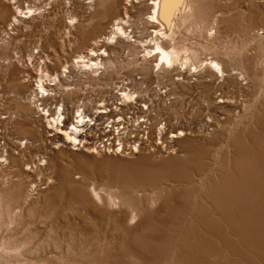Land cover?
Segmentation results:
<instances>
[{"label": "bare ground", "instance_id": "1", "mask_svg": "<svg viewBox=\"0 0 264 264\" xmlns=\"http://www.w3.org/2000/svg\"><path fill=\"white\" fill-rule=\"evenodd\" d=\"M44 1H48V2L45 4ZM53 1L55 2L56 0H53ZM57 1H60V0H57ZM62 2H63V0H62ZM134 3H136V4L138 3L139 5H134ZM63 4H64V6L61 5L63 7H60V8L68 9L74 5L72 8L74 10V7H76L75 8L76 13L74 12L76 15L72 14V11L70 12L71 14L67 13L68 11L67 12L65 11L67 13V15H69V16H68L67 20L65 18V22H63V26H64L63 28L65 30V33H64L65 37H68V36L70 37V35L72 33L74 34V31H76L78 33V37H79L78 40H80L78 42L79 51L75 54V56L72 58V60L70 62H67V64L64 66V68L61 72H56L55 74L52 75V74H49L50 72H48L46 70V68L48 66L46 62H52L54 60V59L52 60V58H53L52 54L51 53L49 54L47 52V49H49V47H51V46L49 45L48 47H45V45H40V43H39L40 46L39 45L37 46V49H39L37 51V54H35L36 52L35 53L30 52L31 54L29 55V60H31L32 63L34 61H37V60L40 61L39 62L40 64H38V66L36 65L37 67H35V68L39 67L38 70H35L38 72L39 75L37 74V76L35 77L36 84H35V87L33 88L32 92L29 93L30 95H24V94H26V93H24V91L28 87H27V85H25L23 83V80H22V82H18L19 78H15V76L13 77V74L11 75V79H9V81L11 80V84H12L11 88H13V92L10 91L12 93V95L10 93L9 94L11 95V97L12 96L15 97L16 100L19 99L24 104L23 106L20 105L21 107L19 106L20 107L19 110H21L20 113H22V111H24L25 113H29L30 110L34 107L33 111H32V113H33L34 109L37 108V110L40 112V113L38 112V115L44 116V117H42L44 122L46 119V122H47V125L45 124L46 128L47 127L48 128L53 127L54 129L57 130L56 134L61 133L63 135L62 137L60 135H59L60 137H55L54 140L52 139L51 143H54L53 149H58V148L61 149V147L69 148L71 145L75 148V150H79L80 148H78L77 146H79V145L81 146V144H82L81 141L85 139L84 136H90L89 133H91L92 135H94L96 137H98L99 135H103V137L111 136V135L115 134V130L119 129V127L122 124L125 125V128H127L128 131H130L133 129V126L131 129L129 126V123L130 122L132 123L135 121L138 122V120L142 117V115L146 114V112L144 110H141L140 108H138V106H135L136 104L126 106L125 108L122 107L120 109L118 107L114 106L115 108L112 107V110H111V109H109L108 104H106L105 101H104V103L101 104L102 107L99 104H98L99 106H96L97 104L95 105L92 103L93 106L91 107L92 110L90 109V111H93V112L88 113L87 108L89 106H88L87 102H85V98H82V101H77L80 103H78V104L75 103V106H73L71 104L72 105L71 107L74 108V110L72 111L73 117H72V121L68 122V116L65 115V113L70 114V113H68L69 112L68 108L65 104L62 103L63 101L60 102V99H57L55 96L53 98V100H54L53 102L57 103L55 106H52V105L48 106L49 105V102H48V104H45V107H48V108L41 107L40 105H42L43 101L40 104L37 103V101H39L40 98L49 97L50 96L49 91H50V93L52 91V89H49L47 87V85H49V86L57 85L58 86V85H60L62 78L65 79V78L70 77L69 76L70 74L68 75V73H70L69 67H72L73 70L77 71L78 73H81V74L82 73H85V74L91 73V74H94L95 76H100L104 70V72L108 74V77L112 78V76L114 75V69H115V67H117V65L119 63H121V65H122V63H125L124 65H127V66L135 65L134 69L137 70V73H135L136 75L135 74L134 75L128 74V77L126 76V78H124V81L128 80V83H130L131 86H134V85L137 86L140 83L138 80L139 78L137 79V75L141 76L140 79L143 82L146 81V82L150 83V85H151L154 81H150V80H154L153 78L155 75H153V74H156L155 72H159L160 74H164V72L165 73L167 72L166 73L167 77L172 81L171 83H173L174 85L175 84L179 85V84L188 83V84H190L189 88H191V87L193 88L196 85L202 86V91L204 92V95H205L204 98L207 99V100H203L205 103V106L207 107V103L208 104L212 103L213 105H216L217 108L222 109L225 116L227 115L226 116L227 121H225V123H224V121L223 122L220 121V119L218 118V116L216 114L215 117L217 116V118H218V119L215 118L216 124L232 123V120L236 119V118L235 119L233 118L234 116L232 117V112L233 111L235 112V110L237 108L236 107L237 104L241 103L240 101L243 98V97L241 98V96H244L242 93H240L241 95H239L238 93L243 92L241 89L243 88V85L247 84V82H245V81H247L248 77H250V76H248L249 74H248L247 69L250 70V68L259 67L257 64L262 57L260 55L264 54L263 53L264 52V45L259 42L260 40L264 39V0H78V1L64 0ZM140 5L142 7H144V9L146 11L145 14L142 13L145 16H143L142 14L141 15L140 14L139 15L133 14V12H135L134 9L135 8L138 9V7ZM53 6H54V3L50 2L49 0H0V18L4 20V24L8 29L14 30V29H17V27L19 25H21L23 23L25 24V21H27V20L34 22L38 17L45 15L44 13H46V12L50 13L49 11H50V9H53ZM141 6H140V9H141ZM54 11H55V9H54ZM54 11H53V13H54ZM137 11L138 10H136V12ZM62 14H64V13H62ZM216 15H217V17H215ZM42 18L43 17H41V19ZM30 21H28V22H30ZM28 22H26V23H28ZM61 24H62V22H61ZM215 24L220 25V27H221V25L223 26V24L226 25L224 27V29H220V31L223 30L222 33L219 31L221 34L224 33L227 36H231L233 34L240 35V37H241L240 43L242 44V41H244V42H247L248 45L247 46L241 45L242 51H240L237 54H234L235 53L234 51L225 50L220 44H216L215 42H213L212 45L207 43L206 45L200 44L199 46H191L187 43V35L188 34L186 35L185 33L188 29H190L191 27L193 28V26H196V28H198V30L200 32L204 33V30H207V29L210 31L216 30ZM36 25H39V24H36ZM25 26H26V24H25ZM85 26H86V28H84ZM199 26H201L202 28L199 29L200 28ZM21 27H22V25H21ZM216 27H219V26H216ZM30 28H33V27H30ZM48 29H49V27H48ZM78 29H79V31H77ZM95 29H101L102 32H100L99 34H96ZM4 30L3 31L1 30V31L3 33H5ZM29 30L30 29H28V31ZM193 30H194V28H193ZM218 30H219V28H218ZM6 31H7V29H6ZM18 31H20V30H18ZM13 32H15V31H13ZM47 32H48V30H47ZM189 32H190V30H189ZM17 33H19V32H17ZM20 34H22V31ZM38 34H41V33L38 32ZM49 34H48V36H49ZM41 35H44L43 32ZM45 35H46V33H45ZM9 36H10V34H9ZM56 36H57V34H56ZM74 36H72V37H74ZM36 37H34L33 39H35ZM59 37L60 36H58V40L60 41ZM203 37H205V36H203ZM55 38L56 37L53 34H51L49 36L48 44H50V42H52V40H55ZM248 38H253V40L251 41V39H248ZM9 39H11V38L9 37ZM234 39H236V38H234ZM12 40H14L13 36H12ZM58 40H56V41H58ZM78 40L76 39V41H78ZM76 41H73V42H76ZM39 42H40V40H39ZM72 44L70 45V43H69V45L68 44L67 45L72 46ZM74 44H76V43H74ZM237 44H238V41H237ZM17 45H18V43H17ZM55 45H57V43ZM55 45H54V48H55ZM29 46H31V45H29ZM75 46L77 47V45H75ZM239 46L240 45H238V47ZM6 47H7V45H6ZM33 47H35V46H33ZM19 48H20V45H19ZM8 49L9 48H7V50ZM27 49H28V47H27ZM31 49H32V47H31ZM238 49L241 50L240 48H238ZM9 50H11V49H9ZM9 50H8L7 58L4 59V61L1 60V62H0L3 65L15 66L14 62H19L21 60V58L26 56V55L22 56V54H24V52H22V51H21L22 52L21 55H19V52H18L19 56L16 55V53H14V52L11 55L9 53ZM63 50H62V52H63ZM50 51H52V49ZM5 52H6V50H5ZM15 52H16V49H15ZM64 53H65V50H64ZM55 54L57 55V53H55ZM67 54H69V53H67ZM58 56H60V55H58ZM66 56H68V55H66ZM27 58H28V55H27ZM59 58H55V59H59ZM24 59H26V57ZM43 59H45V60H43ZM23 61H25V60H23ZM26 62H27V60L25 61V63ZM139 62H141V64L137 67ZM20 63H21V61H20ZM29 63H30V61H29ZM41 63H43V64H41ZM32 65H30V66H32ZM62 65H63V63H62ZM262 66H260V67H262ZM26 67H27V65H26ZM22 68H23V65H22ZM259 68H257V70ZM194 69H195V71H194ZM100 70H102V71H100ZM27 71L28 70L19 71L17 74L21 75V76L24 74L23 76L27 77V79L23 76H22V79L24 78V82L30 84V79H32L34 77L32 75V71H30V69L28 72ZM49 71H51V70H49ZM250 71H249V73H252ZM254 72L256 73V71H254ZM258 72H259V70H258ZM85 74H84V76H85ZM166 75H165V77H166ZM71 76H73V75L71 74ZM156 76H158V75L156 74ZM160 76H159V78H160ZM89 77H91V76L89 75ZM194 77L196 78L195 82H191ZM253 78H254V75H253ZM33 81L34 80H32V82ZM80 81H81V79H80ZM6 82H7V80H6ZM21 85H25V87H22ZM61 85H62V83H61ZM30 86H32V84H30ZM65 86L67 87V85H65ZM62 88H64V87H62ZM62 88L60 87V89H62ZM245 88L247 90L248 87L245 86ZM174 89H175V87H174ZM200 89H201V87H200ZM170 90H172V89H170ZM198 90H199V88H198ZM178 91L180 92V90H178ZM251 91H252V89H251ZM130 92H128V93L124 92L123 95L122 94L121 95L123 96V98H131L132 96L130 95ZM191 92H194V91H191ZM200 92H201V90H200ZM218 93H220V94L218 95ZM245 93L246 92H244V94ZM1 94L3 95V93H1ZM184 94H186V93H184ZM196 94H198V93H196ZM5 95L6 94L4 93V96ZM52 95H54V94L52 93ZM7 96H9V95L7 94ZM249 97L251 98V96H249ZM201 98H203V97H201ZM250 98H249V100H250ZM245 99L242 101L244 102ZM1 100L2 99H0V101ZM44 100H46V99H44ZM203 101H202V103H203ZM140 102L143 103L144 100H140ZM178 103H180V102H178ZM189 103H190V101H189ZM191 103H193V102H191ZM195 103H196V101H195ZM197 104H199V103H197ZM120 105H123V104H120ZM247 105H249V104H247ZM65 106H66V108H65ZM190 106H192V105H190ZM195 106H199V105L195 104ZM3 107H6V106H3ZM185 107H187V106H185ZM52 108L54 110H51ZM75 108H76V110H75ZM187 108H189V107H187ZM209 110H211V109H209ZM1 111H2V109H1ZM27 111H29V112H27ZM131 111H136V112H131ZM203 111L204 110L202 109V112ZM11 112H10V114H11ZM202 112H200V113H202ZM212 112H214V111H212ZM209 113H210V111H209ZM220 113H222V112H220ZM17 114H19V113H17ZM35 114H36V112H35ZM188 114L190 115V113H188ZM205 114H207V112ZM211 114L213 115V113H211ZM237 114L238 115H236V116H239V113H237ZM194 115H192L191 117H194ZM240 115H241V113H240ZM149 116H150V114H149ZM180 117H181V114H180ZM204 117H206V116H204ZM210 117H211V115H210ZM16 118L18 119V117H16ZM231 118H233V119H231ZM14 119H15V117L13 118L12 115L10 116V118L8 120L6 118H3V119L0 118V125H1L0 126V151H1L0 152V158H1L0 171H2V170L5 171L6 168L8 169L7 173L0 175V235H1V239H0V264H59L60 262H61L60 264H101L102 260H106V262L103 261V263L105 262L106 264H132L134 262L136 264H158L160 262L158 260V258L162 259L161 252L164 251L162 248L165 249L166 248L165 246H167L166 244H165V246L163 244L165 242H167V243L170 242V240L174 239V238L179 239L180 235L177 232H179L178 230H180L181 225L179 226L180 228H177V226H178L177 220L174 217H175V214L180 215L179 211L177 213V210L178 209L184 210L182 205L185 204V206H186L187 205L186 203H183L178 208L176 206V202L174 201V199L172 197L166 195L168 192L167 190H166L167 192L165 191L166 192L165 195H163V193H162L163 190L161 189L162 191H160L159 188H157L159 190H156V189L153 190L152 189V191H146V192L143 190L142 191L143 193L141 194L142 189L141 190L135 189L136 186H133L131 184L124 185L123 189L120 192L114 193V192H110V191L107 192V190H106V192L103 193V192L98 190L99 188L97 189V187L93 186L92 184H89V182L80 180L79 176L76 177V175L73 174L70 171V169L68 170V169L61 167V168L57 169V171H56L57 172L56 179L54 180L52 177H49V179L47 181V185H48L47 187H49V185L51 187V184H53V183L55 184V182H57V185L53 187V192L50 195L46 196L47 197L45 199V200H47V202H45L46 204L44 203L45 204L44 206L38 207V205H36V203H38V202L35 203L32 201V199L34 197L33 193L36 192V189L38 186L36 184H33V185L29 186L30 190L26 191V189L24 188L23 184L20 181L21 179L18 180V182H16L17 178L15 179L13 172L9 173V171L11 172L10 167H12L11 164H12V161L14 159L13 157L15 156L14 154L19 155V151H17V150H16L17 151L16 153H13L14 152L12 149L13 145L17 144L16 146H18L20 149L23 150V149L27 148L28 145L30 146V144L32 143V142H30L31 140L29 141V140H26L23 138H22V140L18 139V141H17V138L15 137L17 129H15V127H14V125H16L15 123H13ZM192 120H193V118H192ZM200 120H202V119H200ZM262 120L264 121V119H262ZM262 120L260 119L259 121H262ZM5 121H7L6 125L4 123ZM212 122H214V120ZM191 123H192V121H191ZM201 123H203V122H201ZM207 123L205 125H207ZM209 123H211L210 120H209ZM11 124H12V126H11ZM40 124L43 125V123H40ZM152 124H153V122H152ZM211 124H213V123H211ZM211 124H210V129H211ZM4 125H5V127H4ZM139 125L140 124H138V126ZM184 125H185V123H184ZM234 125H235V123H234ZM207 126H209V125H207ZM207 126H205V128ZM227 126H228V124H227ZM35 127H37V126H35ZM86 127H90L89 129H87L88 134H84ZM181 127L182 126H180V124H179L177 127H172V126H170L168 128L166 127L163 131L160 129L161 130L160 135L161 136H167V137L172 135L174 141H175V139H182V137H185V135H187L185 133V131L187 129L183 130V129H181ZM29 128L30 127H28V124L26 123V124L19 126L18 130L23 133L24 131H26V132L30 131ZM218 128H221V127H219V125H218ZM218 128L215 126L214 129L216 130ZM226 128L227 127L225 126V129ZM261 128L264 129V127H261ZM154 129L155 128H153V127L151 128L152 137L155 135ZM134 130H137V128ZM45 131H47V129H45ZM195 133H197V132H195ZM122 134H123V132H122ZM126 134H127V132H126ZM197 134H200V133H197ZM225 134H226V132H225ZM248 134L249 133L247 132V135ZM260 134L261 133H259V135ZM262 134H264V133H262ZM262 134H261V136H262ZM219 135H221V134H219ZM256 135H258V134H256ZM120 136H122V135H120ZM123 136H126V135L124 134ZM224 137L225 136H223V138ZM253 137L247 136L246 138H247V140L250 139L253 142L254 141V139H252ZM227 138L229 139V137H227ZM259 138H260V136H259ZM61 139H63L65 142L62 143ZM261 139H263V138H261ZM233 140H235V139H233ZM130 142H131V144H133L134 140H131ZM184 142H185V140H184ZM190 143L191 142H185L186 145L188 144V148H186L187 153H185V154H187L189 156V160H190V157L194 158V156H198V157L204 156V154L208 150V149H206V146L204 147L206 150H204L203 148L200 149V146H199V149L194 147L197 145L198 142L196 143V145H194V143L193 144H190ZM254 143L257 146L258 142L254 141ZM146 144L147 143H143V146L146 147L147 146ZM233 145H234V143H233ZM258 145L260 146V144H258ZM120 146H122V145H120ZM241 146H242V144H241ZM83 147H85V145ZM249 147H247V148L249 149ZM53 149L51 148V150H53ZM89 149H91V148H88V150ZM233 149H234V147H233ZM260 152H263V151L260 150ZM240 154L242 157H244L245 154H247L248 156L251 155V153L248 154L247 152L246 153L242 152V148H241ZM254 157H255V155H254ZM254 157H253V159H254ZM257 157H258V155H256V158ZM202 158L200 159L201 161H202ZM236 158H238V157H235V160L237 161L238 159H236ZM239 159H241V158H239ZM249 160H251V159H249ZM37 161H38V163H36V164H34V163L33 164L31 163V165L29 164L26 169L29 171V170H33L34 167L35 168H39L38 166L45 167L49 164V160H47L46 156H39ZM198 161L199 160H197L196 162H198ZM244 161L246 162V159L243 160V162ZM253 161H255V160H253ZM247 163H249V162H247ZM257 163H258V165H260L259 161ZM181 164L183 165L184 163H181ZM194 164H196V163H194ZM187 165H189V162L187 163ZM204 165L205 164H203V166ZM206 165H207V163H206ZM236 165H239V163ZM250 165L252 166V164H250ZM191 166L192 165H190V167ZM241 166H244V164ZM248 166H249V164H248ZM248 166L246 167V165H245L244 167H246V169H247ZM256 166L257 165H255V168H256ZM194 167L196 168V167H198V165L194 166ZM51 168H53V167H51ZM185 168H187V166ZM199 168H200V166H199ZM237 168H236V170H237ZM240 168H242V167H240ZM255 168H254V171H255ZM263 168H264V166H263ZM251 169H253V167L250 168V170ZM190 170H191V168H190ZM205 170H206V168H205ZM200 171H202V170H200ZM200 171H198V172H200ZM189 172H187V174ZM226 172L228 173L229 171H226ZM237 172H239V171H237ZM243 172L244 171H242V173ZM246 172L248 173V170H246ZM222 173H223V171H222ZM247 173H246V175H248ZM258 173H256V174H258ZM182 174L183 173H181V175ZM256 174H254V175L256 176ZM224 176H222V177H224ZM242 176H241V178H242ZM260 176H262V175H260ZM12 177L14 178V180L12 179ZM189 177H190V174H189ZM227 177H228V175H227ZM230 177H232V175ZM248 177H251V176H248ZM258 178H259V175H258ZM262 178H260V179H262ZM224 179H222V180H224ZM233 179H236V178L233 177ZM188 180H189V178L187 179V181ZM225 180H227V179H225ZM239 180H240V178H239ZM239 180L236 179V181L234 183H236ZM241 180L243 181V179H241ZM249 180H253V179H249ZM217 181H219V180H217ZM227 181H229V180H227ZM227 181H225V182H227ZM230 182L231 181H229V185H230ZM246 182H249V181L247 180ZM242 183H245V182H242ZM242 183L240 182V184H242ZM223 184H225V183H223ZM255 184L260 185V183H257V181ZM214 186H215L214 189L217 188L216 185H214ZM4 187H6V188H4ZM258 187H260V186H258ZM239 188H241V186ZM260 188H263V187L261 186ZM163 189H165V188H163ZM211 189H212V187H211ZM220 190H222V189H220ZM234 190H236V189H234ZM240 190H237V191H240ZM212 191H215V190H212ZM237 191H235L236 194H237ZM256 191H259V190H256ZM260 191L262 192V190H260ZM216 192H217V190H216ZM230 192L232 193V191H230ZM250 192H251L250 194L253 193L252 191H250ZM217 193H220V191H218ZM257 193H256V195H257ZM221 194H223V192ZM225 194H227V196H228L229 192L225 193ZM258 194H261V193H258ZM216 195H218V194H216ZM188 196H189V194H188ZM184 197L185 196H182L181 199ZM214 197L215 196L213 195V197L211 199L214 200L213 199ZM186 198H188L187 194H186ZM186 198H184V199H186ZM217 198L219 200V197H217ZM217 198L215 197V199H217ZM224 198H222V199H224ZM229 198L231 199V197H229ZM254 198H255V196H254ZM184 199H182L181 201L184 202ZM188 199H190V198H188ZM208 199L209 198H207V200ZM211 199H209V200H211ZM222 199H220V200L222 201ZM226 199H227V197H226ZM232 199L234 200L233 196H232ZM180 200H179V202H180ZM233 200L229 201V199H228L229 202H227V203L229 204L231 202L230 204H232ZM221 201H219V202L221 203ZM223 201H227V200L224 199ZM210 203L213 204V202H210ZM223 203H225V202H223ZM223 203H222V205H224ZM236 203H237V201H236ZM238 203H239V201H238ZM157 204H158V207H159V204H161L160 205L161 206L160 207L161 212L160 211L156 212L159 209H156V211L153 209V207H156ZM215 204H217V207H218V202L217 203L215 202ZM226 204H225V206L227 207ZM252 204H253V202H252ZM232 205L234 206V203ZM242 205H241V207H243ZM244 205H245V203H244ZM195 206H196V202H195ZM235 206H237V205H235ZM238 206H240V205H238ZM253 206H254V204H253ZM220 207H221V205H220ZM229 207H231V206L229 205ZM234 207L232 209H234ZM244 207H243V209H247L246 207L245 208ZM249 207H251V205ZM260 207H261V205H260ZM188 208H186L185 210H190V209L193 210L192 208H190V209H188ZM204 209H205V207H204ZM204 209H203V212H204ZM217 209H219V208H217ZM220 209L218 210L219 212L221 211ZM222 209H225V208H222ZM230 209H228V210H230ZM255 209H256V207H255ZM241 210H240V212H241ZM259 210L261 211L262 209L259 208L258 211ZM196 211H200V209L199 210L196 209ZM226 211H227V208H226ZM246 211H245L246 213L243 212L244 215L249 213L248 209ZM262 211H264V210H262ZM182 212L183 211H181V213ZM206 212H208V211H206ZM206 212H205V214H206ZM240 212H238V214ZM194 213L192 215H194ZM226 213H229V212H225V214ZM231 213L232 212H230L228 215H230ZM234 213H236V212H234ZM243 213H241L242 215L239 214L240 217L243 216ZM252 213H253V211H252ZM184 214H185V211H184ZM223 214H224V212H223ZM225 214H224V216L227 215V214L226 215ZM236 214H235V216H236ZM257 214H258V212H257ZM257 214H255V215L257 216ZM262 214H263V212H262ZM217 215H219V214H217ZM220 215L218 216V218L220 217L218 220H220L222 217ZM228 215L226 217L231 218V215L230 216H228ZM252 215H250V216H252ZM203 216H205V218L209 217L207 215H203ZM203 216H202V219L204 218ZM235 216L233 217V219L235 218ZM238 216H236V217H238ZM246 216H248V214ZM192 217H193V220H195L197 218V217L195 218L194 216H192ZM186 218H188V216ZM205 218L203 220L207 221L208 219L206 220ZM246 218H250V217H246ZM257 218L258 217H256L254 220H256ZM169 219H170V221L172 220L171 221L172 226H169L171 228V230L164 228V227H167L169 225V223H170L168 221ZM202 219H201V221H202ZM213 219H210V220H213ZM191 220H192V218H191ZM191 220L189 221L190 224H188L185 231H184V229L182 230V228H181V230L183 232H179V233H182V235L184 234V236H183L184 239H186L187 237L191 238V241L194 244L198 245V248L200 250L201 255H199V253H197V256H202L204 248L208 249L210 247V249H209V252H210V250L212 249L211 246L215 243L213 242V244H212V242H209L210 239H208V241H205L202 237H200L199 233H197L198 229L195 230L194 224H196V223L194 222V224H193L191 222ZM197 220H199V219H197ZM231 220H232V218H231ZM231 220H229L228 223H232V222L234 223V221L231 222ZM245 220L246 219H244V221ZM181 221H182V217H181ZM214 221H215V219H214ZM241 221H242V218H241ZM261 221H262V219H261ZM261 221H259V223H261ZM218 222L217 223L214 222V223L218 224ZM254 222H256V221H254ZM182 223L183 222H181V224ZM210 223L212 224V222H210ZM214 223H213V225H214ZM241 223L242 222H240V223L238 222L239 225ZM245 223H246V221H245ZM250 223H252V222H250ZM234 224H236V223H234ZM242 224L244 226V223H242ZM201 225L203 226L205 224H201ZM221 225H223V224H221ZM173 226H175V227H173ZM197 226H198V223H197ZM207 226H206V228H207ZM256 226H257V224H256ZM259 226L256 227L257 230H258V228L262 227V226L261 227H259ZM232 227H233V224H232ZM247 227H250V224H249V226L247 225ZM221 228L222 227H220L219 229L217 228V230L219 231ZM241 228L243 229V227H241ZM245 228H244V230L246 231ZM251 228L249 230H251ZM204 229H205V227H204ZM212 229L213 228L208 230V228H207L206 231L207 230L211 231ZM234 229H235V227H234ZM217 230H216V232H217ZM238 230H239V228H238ZM257 230H255V231L257 232ZM174 231L179 236L177 234H175ZM224 231H225V228H224ZM245 231H244V233H246ZM261 231L263 232L264 230L262 229ZM205 232H202V234ZM212 232L214 233V231H212ZM242 233H243V231H242ZM219 234H220V231H219ZM231 234H232V232H231ZM234 234L236 235V233H234ZM256 234L254 235L253 239L259 245L260 240L263 238L264 235L262 234L263 236L261 235L262 236V238H261L260 235H258V234L256 235ZM200 235H201V233H200ZM212 237H214V236H212ZM238 237L240 238V236H238ZM247 237H249V236H247ZM241 238H244V236L243 237L241 236ZM246 238L243 239V242H244V240L248 239V238L247 239ZM213 239H211V240H213ZM222 240H223V237H222ZM238 240L239 239L237 238V241ZM263 240H261V241H263ZM176 241L178 242V244L180 243L179 242L180 240L179 241L176 240ZM183 241L186 242L185 240H182V243H183ZM215 241H216V239H215ZM218 241H216V242H218ZM207 242L209 244H211V246H208ZM251 242H253V240H251ZM161 243H163L162 244L163 247H161V245H160ZM170 243H172V242H170ZM182 243L179 245L180 248L177 247L178 248L177 249L178 255L180 256V258L182 257L181 260L183 258H188V260L190 261L192 259V257L194 256V253L191 252L190 250H187L184 248L187 245H185L184 247H181ZM244 243H246V242H244ZM172 244H174V243H172ZM186 244H188V243H186ZM194 244H193V246H194ZM229 244H231V243H229ZM251 244L252 243H250V246L252 248L253 245H251ZM183 245H184V243H183ZM221 245H223V244H221ZM254 245H256V244H254ZM263 245L264 244L262 243V247H263ZM218 246H220V244ZM171 247L173 249V246H171ZM256 247H257V245H256ZM169 248L170 247H168L166 249H169ZM175 248H176V246H175ZM213 248H214V245H213ZM222 248H223V246H222ZM224 248H223V250H224ZM253 248H255V247H253ZM219 250H220V248H219ZM219 250L217 249V246H216V249H212L210 254H208V255L212 256L211 253H213V255H215V253H218ZM229 250L231 252V249H229ZM255 250L259 251L257 248ZM255 250H252V252H254ZM168 251H167V254L169 253ZM170 251H172V250L170 249ZM234 251H236V250L234 249ZM164 252H166V251H164ZM197 252H198V250H197ZM204 252H206V250ZM227 252H228V250H227ZM227 252H226V254L228 255ZM172 253H174V252H172ZM206 253H204V254H206ZM240 253H241V250H240ZM257 253H259V252H257ZM261 253H263V252H261ZM49 254H52V255L55 254V257L57 254L60 259H63V262H62V260H58V261H60L59 263H52V262L46 260V255H49ZM167 254H165L164 256H167ZM223 254H224V252H223ZM171 255L173 256V254H171ZM171 255H170V257H172ZM164 256H163V259H165ZM220 256H222V255H220ZM167 257H169V255ZM218 257L219 256H216L215 260L220 259ZM59 258L57 257V259H59ZM172 258H174V257H172ZM222 258L224 260V257H222ZM168 259L165 261H162V262H164V264H166V261H167V264H168L169 263ZM244 259H246V258H244ZM201 260H202V258H201ZM201 260L199 261V259L198 260L194 259V260H192L193 262L192 263L190 262V263L191 264H203L204 261L202 260L203 262H201ZM223 260H221V261H223ZM248 260H245V262ZM54 261H56V260H54ZM99 261H101V262L98 263ZM208 261H213V260H208ZM182 262H184V261H182ZM175 263H176V261H175ZM205 263H206V261H205ZM209 263H211V262H209ZM226 263L228 264V260ZM250 263H251V260H250ZM185 264H186V262H185ZM214 264H215V262H214ZM219 264H222V263H219Z\"/></svg>", "mask_w": 264, "mask_h": 264}, {"label": "rangeland", "instance_id": "2", "mask_svg": "<svg viewBox=\"0 0 264 264\" xmlns=\"http://www.w3.org/2000/svg\"><path fill=\"white\" fill-rule=\"evenodd\" d=\"M50 2H53L54 3V6H53V9H50V13H48V12H46V13H44L45 15H43V16H41V17H43L42 19H41V17H38L34 22H32V21H30V20H27V21H25V24H26V26H25V24L23 23V24H21L22 25V27H21V25H19L18 27H17V29H14V30H11V29H8L6 26H5V24H4V20L3 19H1L0 18V29L3 31L4 29V32L6 33H3L1 30H0V62H1V60L2 61H4V59H6L7 58V54H8V50L9 49H11V50H9V53L12 55L13 54V52L14 53H16V55H18V52H19V55H21L22 54V52H24V54H22V56H24V55H26V56H24L23 58H21V63H20V61L19 62H14V65L15 66H10V65H3L2 63H0V99H2L1 101H0V110L2 109V111L3 112H5V113H8L10 116L12 115V117L14 118L15 117V119H14V122L13 123H15L16 125H14V127H15V129H17L16 130V134H15V137L17 138V141H18V139H20V140H22V138L23 139H26V140H31L30 142H32L31 144L33 145H31L30 144V146L28 145V147L27 148H25V149H20L18 146H16L17 144H15V145H13V147H12V149H13V153H16L17 151H19V155H17V154H14L15 156L13 157L14 159H13V161H12V164H11V166L12 167H10V170H11V172L9 171V173H12L13 172V175H14V177H15V179H16V182H18V180H20L21 181V183L23 184V186H24V188L26 189V191H28V190H30V187L29 186H31V185H33V184H36L38 187H37V189H36V192H34L33 193V199H32V201L33 202H38V203H36V205H38V207H42V206H44L46 203L45 202H47V200H45L47 197L46 196H48V195H50L52 192H53V187L54 186H56L57 185V182H55V184L53 183V184H51V187H50V185H49V187H47L48 185H47V181H48V179H49V177H52L54 180L56 179V175H57V169H59V168H65V169H70V171L73 173V174H75L76 175V177L77 176H79V179L80 180H82V181H87V182H89V184H92L93 186H95V187H97V189L99 190V191H101V192H103V193H105L106 192V190H107V192L108 191H110V192H114V193H116V192H120L122 189H123V186L124 185H128V184H131V185H133V186H136L135 187V189H139V190H141V194L143 193L142 191L144 190L145 192L146 191H152V189L154 190V189H156V190H159L160 189V191H162V193H163V195H165L166 194V192H167V194L166 195H168V196H170V197H172L173 199H174V201L176 202V206L179 208L180 207V205H182L183 203H186L187 205L185 206V204H183L182 206H183V208H184V210H180V209H178L177 210V213H178V211H179V214L180 215H178V214H175V219L177 220V228H180L179 226L181 225V228H182V230L184 229V231H185V229H186V227L188 226V224H190V220H191V218H192V220H191V222L194 224V222L196 223V224H194L195 225V230L196 229H198V232L197 233H199V236L200 237H202L205 241H208V239H210V241L209 242H212V244H213V242L215 243V244H213L214 245V248H213V245L211 246V244H209L208 242V246H211V248L212 249H216V246H217V249L219 250V248H220V250H219V252L218 253H215V255L216 256H219L218 258H220V259H217V260H215V258H216V256L215 255H213V253H211L212 254V256L210 255H208V254H210V252H211V250H210V252H209V249H210V247L208 248V249H205L204 248V251L206 250V252H204L203 251V254H202V256H197V253H199V255H201V253H200V250H199V248H198V245H196V244H194L192 241H191V238H186V239H184V234L182 235V233H179V232H183L182 230H181V228H180V230H178L179 232H177V233H175V231H174V233L175 234H177L178 236H179V239L177 238V239H171L170 240V242H172V243H174V244H172V243H170V242H165L164 244L163 243H161L160 245H161V247H163V245L165 246V244L168 246V247H170L169 249H166V248H168L167 246H165L166 248V250L164 249V248H162L164 251H166V252H161V256H162V259H163V256L165 255V254H167V251L169 252L168 254H167V256L169 255V257H167V256H164V258L165 259H160V258H158V260L160 261H158L157 263L158 264H164V262H162V261H165V260H167L168 258V262L171 264H185V262H186V264H191L193 261L192 260H194V259H199V261L201 260V258H202V260L204 261H202L201 260V262H203V264H214V262H215V264H219V263H222V264H227L226 262H227V260H228V264H264V245H263V247H262V243L264 244V231L262 232L261 230L263 229L264 230V211H262V210H264L263 208H264V168H263V166H264V134H262V133H264V129L263 128H261V127H264V121L262 120V119H264L263 117H264V54H262V55H260V56H262L261 57V59H260V61L258 62V66L260 67V66H262V67H257V68H259L258 70H259V72H258V70H257V68L256 67H253V68H250V70L249 69H247L248 70V76H250V77H248V79H247V81H245V82H247V84L246 85H243V88L241 89L243 92H239L238 94L239 95H241L240 93H242L244 96H241V103H239V104H237V108H236V110H235V112L233 113L232 112V117L235 119V120H232V123H227L228 124V126H227V124H224L225 123V121H227L226 120V116H225V114L223 113V110L222 109H220V108H217L216 107V105H213L212 103V105L209 103H207V107L205 106V103H204V101L203 100H207L206 98H204L205 97V95H204V92L202 91V86L201 85H196L195 87H191V88H189L190 86V84H188V83H185V84H179V85H174L173 83H171L172 81L167 77V75H166V73L164 72V74L166 75V77H165V75L164 74H160L159 72H155L158 76H156V74H153V75H155L154 76V80H150V81H154L151 85H150V83H148V82H143L140 78H141V76H138L137 75V79L139 80V84L136 86V85H134V86H131V84L130 83H128V80H126L125 81V83H120V82H122V80L121 79H124V78H126V76L128 77V74L129 75H134L135 73H137V70L136 69H134V66L135 65H131V66H127V65H124L125 63H122V65H121V63H119L118 65H117V67H115V69H114V75L112 76V78H109L108 77V74L107 73H105L104 72V70H103V73L100 75V76H95L94 74H91V73H78L77 71H75V70H73V68L72 67H69V70H70V73H68V75L70 76V77H68V78H62L61 79V83H62V85H61V83H60V85H54V86H49V85H47V87L49 88V89H52V91H51V93H50V91H49V94H50V96L49 97H45V98H40L39 99V101H37V103H42V101H43V103H42V105H40L41 107H45V104H48V102H49V105L48 106H50V105H52V106H55L57 103L56 102H53L54 100H53V98H54V96L57 98V99H60V102H62L63 104H65L66 106H67V108H68V113H70V114H66L65 113V115L66 116H68V122H71L72 121V117H73V110H74V108L73 107H71L72 105L73 106H75V103H80V102H77V101H82V98H85V102H87V104H88V108H87V110H88V113L89 112H93V111H90V109H91V107L93 106V104H97L96 106H101L102 107V103H104V101H105V103L106 104H108V107H109V109H111L112 110V107H118L119 109L120 108H122V106L124 105V108L126 107V106H130V105H134V104H136L137 102L138 103H141L140 102V100H144V102L142 103V104H146V109L148 110V112H149V114H150V116H149V122H153V124L152 125H154V130H155V135L152 137L153 138V140H157V134H156V130H158V128H159V124H160V122L161 121H163V120H165L167 123H166V127L168 128V127H170V126H172V127H177L179 124H180V126H182L181 127V129H183V130H186L185 131V133L187 134V135H185V137H182V139H175V141L173 140V137H172V135H170V136H161L160 135V133H161V130L163 131L165 128L163 127V128H161V130L159 129L158 131H159V133H158V139H160V140H162L163 141V143L165 144L166 143V146H161V145H157V144H154L153 146H154V149H148V150H145V149H143L144 148V146L143 147H140V149H135V150H131V151H129L128 153H126L125 151H123V152H120V151H116V152H110V153H108V152H100V151H98V150H96V149H93L92 148V145L90 146V145H88V146H85V147H79V146H77L78 148H80L79 150H75V148L73 147V146H71L70 145V147L69 148H67V147H61V149L60 148H58V149H53V146H54V143H51V141H52V138H50L49 136H48V133L45 131V129H47L46 128V125L45 124H47V122H46V119H45V122H44V120H43V118L42 117H44V116H39L38 115V110H37V108H35L34 109V112L32 113V111H33V108L30 110V112L29 111H27V112H29V113H25L24 111H22V113H20L21 112V110H19L20 109V105H24L19 99H17L16 100V98L15 97H11V95H12V93L10 92V91H12L13 92V88H11L12 87V84H11V80L9 81V79H11V75L13 74V77L15 76V78H19V81L18 82H22V80H23V83L25 84V85H27V87L28 88H26V90L24 91V93H26V94H24V95H30L29 93L30 92H32V90H33V88L35 87V84H36V82H35V77L37 76V74H38V72L37 71H35V70H38L39 69V67L38 68H35V67H37L38 66V64H40L39 62L40 61H34L33 63H32V61L31 60H29V55L31 54L30 52H33V53H35V54H37V51L39 50V49H37V46L39 45V43H40V45H45V47H48L49 45L51 46V47H49V49L51 50L52 49V51H50L49 49H47V52L50 54H52V62H46L47 63V68H46V70L48 71V72H50L49 74H55L56 72H61L62 70H63V68H64V66L67 64V62H70L71 60H72V58L75 56V54L79 51V46H78V42L80 41V40H78L79 39V37H78V33L76 32V31H74V34L72 33L71 35H70V37L68 36V37H65V30H64V26H63V22H65V18H66V20L68 19V16L69 15H67V13H69V14H71L70 12L72 11V14H75L76 13V7H74V10L72 9L73 8V6L71 7V8H68V9H64V8H60V7H63L64 6V4H63V2H64V0H63V2H62V0H60V1H53V0H49ZM75 1H78V0H75ZM48 1H44V3L46 4ZM56 5V6H55ZM61 5H63V6H61ZM134 5H139L138 3L136 4V3H134ZM141 6V5H140ZM140 6L138 7V9L137 8H135L134 9V11L135 12H133V14L134 15H141L142 13L143 14H145V9H144V7H142L141 6V9H140ZM57 8V9H56ZM59 8V9H58ZM54 9H55V11H54ZM63 10V11H62ZM136 10H138L137 12H136ZM53 11H54V13H53ZM67 13H66V12ZM58 12V13H57ZM75 12V13H74ZM62 13H64V14H62ZM48 14V15H47ZM56 14V15H55ZM142 14V15H143ZM59 15V16H58ZM66 15V16H65ZM76 15V14H75ZM58 16V17H57ZM143 16H145V15H143ZM215 17H217V15L215 16ZM214 18V17H213ZM40 19V20H39ZM64 19V20H63ZM38 20V21H37ZM3 21V22H2ZM28 21H30V22H28ZM57 21V22H56ZM26 22H28V23H26ZM32 22V23H31ZM39 22V23H38ZM61 22H62V24H61ZM44 23V24H43ZM51 23V24H50ZM2 24V25H1ZM30 26H29V25ZM32 24V25H31ZM36 24H39V25H36ZM50 24V25H49ZM87 24V23H86ZM46 25V26H45ZM48 25V26H47ZM42 26V27H41ZM216 26H219V27H216ZM226 25H224L223 24V26L221 25V27H220V25H217V24H215V29L216 30H212V31H210V30H204V33H202V32H200L199 30H198V28H196V26H193V28H194V30H193V28L191 27L190 29H188L187 31H186V35H187V43L189 44V45H191V46H199L200 44H202V45H206L207 43H209V44H211L212 45V43L213 42H215L216 44H220L225 50H228V51H234L235 53L234 54H237V53H239L240 51H242V46L244 45V46H247L248 44H247V42H244V41H242V44L240 43V35H237V34H233V35H231V36H227V35H225L224 33L223 34H221L222 32H223V30L222 31H220V29H224V27H225ZM30 27H33V28H30ZM38 27V28H37ZM48 27H49V29H48ZM200 28L199 29H201L202 27L201 26H199ZM20 28V29H19ZM25 28V29H24ZM35 28V29H34ZM84 28H86V26L84 27ZM218 28H219V30H218ZM6 29H7V31H6ZM28 29H30L29 31H28ZM37 29V30H36ZM48 30V32H47V30ZM66 29V28H65ZM10 30V31H9ZM18 30H20V31H18ZM32 30V31H31ZM189 30H190V32H189ZM9 31V32H8ZM13 31H15V32H13ZM21 31H22V34H20L21 33ZM34 31V32H33ZM77 31H79V29L77 30ZM194 31V32H193ZM214 31V32H213ZM221 33H220V32ZM2 32V33H1ZM17 32H19V33H17ZM38 32L39 33H41L42 34V32H43V34L44 35H41V34H38ZM57 32V33H56ZM100 32H102V30L101 29H95V33L96 34H99ZM13 33V34H12ZM24 33V34H23ZM28 33V34H27ZM35 35H34V34ZM45 33H46V35H45ZM50 33V34H49ZM62 33V34H61ZM9 34H10V36H9ZM15 34V35H14ZM17 34V35H16ZM19 34V35H18ZM48 34H49V36L51 35V34H53L56 38H55V40H52V42H50V44H48V42H49V36H48ZM56 34H57V36H56ZM202 34V35H201ZM206 34V35H205ZM7 35V36H6ZM34 35V36H33ZM41 35V36H40ZM64 35V36H63ZM75 35V36H74ZM223 35V36H222ZM12 36H13V39L14 40H12ZM37 36V37H36ZM58 36H60L59 38H60V41L58 40ZM72 36H74V37H72ZM203 36H205V37H203ZM8 37V38H7ZM9 37L11 38V39H9ZM34 37H36L35 39H33ZM78 37V38H77ZM228 37V38H227ZM230 37V38H229ZM30 38V39H29ZM78 40V41H76V39ZM222 38V39H221ZM234 38H236V39H234ZM29 39V40H28ZM42 39V40H41ZM62 39V40H61ZM71 39V40H70ZM248 39H251V41L253 40V38H248ZM247 39V40H248ZM16 40V41H15ZM32 40V41H31ZM39 40H40V42H39ZM44 40V41H43ZM56 40H58V41H56ZM242 40V39H241ZM264 39H262V40H260L259 42L261 43V44H263L264 45V41H263ZM63 43H62V42ZM73 41H76V42H73ZM237 41H238V44H237ZM30 44H29V43ZM57 43V45H55L56 43ZM258 42V41H257ZM258 42V43H259ZM10 43V44H9ZM12 43V44H11ZM17 43H18V45H17ZM38 43V44H37ZM59 43V44H58ZM66 43V44H65ZM69 43H70V45L72 44V46H68L69 45ZM74 43H76V44H74ZM246 43V44H245ZM259 43V44H260ZM68 44V45H67ZM6 45H7V47H6ZM9 45V46H8ZM16 47H15V46ZM19 45H20V48H19ZM25 45V46H24ZM29 45H31V46H29ZM39 45V46H40ZM54 45H55V48H54ZM75 45H77V47L75 46ZM238 45H240L239 47H238ZM242 45V46H241ZM24 46V47H23ZM33 46H35V47H33ZM53 46V47H52ZM66 46V47H65ZM68 46V47H67ZM5 47V48H4ZM26 47V48H25ZM27 47H28V49H27ZM30 47V48H29ZM31 47H32V49H31ZM7 48H9L8 50H7ZM13 48V49H12ZM65 50V53L67 52V53H69V54H65L64 53V50ZM73 48V49H72ZM222 48V49H223ZM233 48V49H232ZM235 48V49H234ZM238 48H240L241 50H239ZM15 49H16V52H15ZM18 49V50H17ZM22 49V50H21ZM36 49V50H35ZM5 50H6V52H5ZM20 50V51H19ZM62 50H63V52H62ZM22 51V52H21ZM54 52V53H53ZM6 53V54H5ZM55 53H57V55L55 54ZM59 53V54H58ZM264 53V52H263ZM71 54V55H70ZM4 55V56H3ZM6 55V56H5ZM18 55V56H19ZM27 55H28V58H27ZM58 55H60V56H58ZM66 55H68V56H66ZM70 55V56H69ZM58 56V57H57ZM4 57V58H3ZM26 57V59H24ZM60 57V58H59ZM69 57V58H68ZM55 58H59V59H55ZM63 58V59H62ZM23 60H27V64L25 63V61H23ZM43 60H45V59H43ZM62 60V61H61ZM29 61H30V63H29ZM37 62V63H36ZM142 62V61H141ZM141 62H139V64L137 65V67L141 64ZM16 63V64H15ZM18 63V64H17ZM53 63V64H52ZM55 63V64H54ZM62 63H63V65H62ZM260 63V64H259ZM33 64V65H32ZM41 64H43V63H41ZM262 64V65H261ZM20 65V66H19ZM22 65H23V68H22ZM26 65H27V67H26ZM30 65H32V66H30ZM37 65V66H36ZM25 66V67H24ZM30 67V68H29ZM8 68V69H7ZM256 68V69H255ZM29 69H30V71H32V75H33V77L34 78H32V79H30V84H32V86H30V84L29 83H25L24 82V78L22 79V76L24 75H18L17 73L19 72V71H26V70H28L29 71ZM33 69V70H32ZM51 70V71H49V70ZM112 69V68H111ZM255 69V70H254ZM60 70V71H59ZM102 70H100V71H102ZM110 70V69H109ZM27 71V72H28ZM35 71V72H34ZM157 71V70H156ZM194 71H195V69H194ZM249 71L250 72H252V73H249ZM254 71H256V73L254 72ZM52 72V73H51ZM134 72V73H133ZM254 72V73H253ZM10 73V74H9ZM71 74L73 75V76H71ZM79 74V75H78ZM84 74H85V76H84ZM107 74V75H106ZM39 75V74H38ZM81 75V76H80ZM89 75L91 76V77H89ZM94 75V76H93ZM105 75V76H104ZM136 75V74H135ZM162 77H161V76ZM253 75H254V78H253ZM259 75V76H258ZM159 76H160V78H159ZM21 77V78H20ZM23 77H25V76H23ZM74 77V78H73ZM97 77V78H96ZM101 77V78H100ZM157 77V78H156ZM7 78V79H6ZM26 79H27V77H25ZM76 78V79H75ZM78 78V79H77ZM93 78V79H92ZM156 78V79H155ZM164 78V79H163ZM169 80H167V79ZM253 78V79H252ZM69 79V80H68ZM73 79V80H72ZM80 79H81V81H80ZM112 79V80H111ZM148 79V78H147ZM160 79V80H159ZM167 81H166V80ZM251 79V80H250ZM256 79V80H255ZM6 80H7V82H6ZM32 80H34L33 82H32ZM93 80V81H92ZM141 80V81H140ZM149 80V79H148ZM156 80V81H155ZM195 80H196V78L194 77L193 78V80L191 81V82H195ZM70 81V82H69ZM72 81V82H71ZM92 81V82H91ZM7 83V84H6ZM34 83V84H33ZM171 83V84H170ZM2 84V85H1ZM10 84V85H9ZM120 84H121V86H123L124 87V89H125V91H131L130 92V95L132 96L131 98H123V96H121V95H118L117 93H116V91H115V89L116 88H118L119 86H120ZM126 84V85H125ZM9 85V86H8ZM25 85H21L22 87H25ZM65 85H67V87L65 86ZM70 85V86H69ZM173 85V86H172ZM182 85V86H181ZM255 85V86H254ZM16 86V85H15ZM62 88V87H64V88H62V89H60V87ZM69 86V87H68ZM177 86V87H176ZM245 86L246 87H248L247 88V90H246V88H245ZM254 86V87H253ZM52 87V88H51ZM126 87V88H125ZM174 87H175V89H174ZM200 87H201V89H200ZM57 88V89H56ZM68 88V89H67ZM129 88V89H128ZM166 88H168V89H166ZM189 88V89H188ZM198 88H199V90H198ZM2 89V90H1ZM127 89V90H126ZM131 89V90H130ZM166 90V93H168V94H170V95H172L173 97H174V99H173V101H172V103H171V105L169 106V105H165V103H164V101H167V99L164 97V99H163V97H162V95H161V91H163V92H165V90ZM170 89H172V90H170ZM192 89V90H191ZM197 89V90H196ZM245 89V90H244ZM251 89H252V91H251ZM58 90V91H57ZM178 90H180V92L178 91ZM200 90H201V92H200ZM55 91V92H54ZM191 91H194V92H191ZM251 91V92H250ZM254 91V92H253ZM244 92H246L245 94H244ZM1 93H3V95L1 94ZM4 93L6 94L5 96H4ZM11 95H10V94ZM52 93L54 94V95H52ZM56 93V94H55ZM184 93H186V94H184ZM196 93H198V94H196ZM7 94L9 95V96H7ZM14 94V93H13ZM60 96H59V95ZM82 94V95H81ZM183 94V95H182ZM200 94V95H199ZM220 93H218V95H219ZM237 94V95H238ZM2 95V96H1ZM52 95V96H51ZM63 95V96H62ZM135 95L137 96V98L134 100V97H135ZM195 95V96H194ZM204 95V96H203ZM246 95V96H245ZM254 95V96H253ZM7 96V97H6ZM59 96V97H58ZM83 96V97H82ZM86 96V97H85ZM249 96H251V98L249 97ZM181 97V98H180ZM195 97V98H194ZM201 97H203V98H201ZM70 98V99H69ZM192 98V99H191ZM247 100H246V99ZM249 98H250V100H249ZM44 99H46V100H44ZM69 99V100H68ZM164 101H163V100ZM179 99V100H178ZM196 99V100H195ZM198 99V100H197ZM245 99V103L242 101V100H244ZM4 100V101H3ZM15 100V101H14ZM93 100V101H92ZM135 101V103H133L132 101ZM194 100V101H193ZM6 101V102H5ZM67 101V102H66ZM121 101V102H120ZM180 102V103H178V102ZM189 101H190V103H189ZM195 101H196V103H195ZM202 101H203V103H202ZM21 102V103H20ZM59 102V103H60ZM187 104H186V103ZM191 102H193V103H191ZM243 102V103H242ZM249 102V103H248ZM51 103V104H50ZM82 103V102H81ZM93 103V104H92ZM197 103H199V104H197ZM249 104V105H247V104ZM72 104V105H71ZM92 104V105H91ZM99 104V105H98ZM120 104H123L122 106H120ZM185 104V105H184ZM195 104L196 105H199V106H195ZM6 106V107H3V106ZM181 105V106H180ZM184 105V106H183ZM190 105H192V106H190ZM212 107H211V106ZM241 105V106H240ZM244 107H243V106ZM8 106V107H7ZM20 106V107H19ZM66 106H65V108H66ZM135 106H138L137 104L135 105ZM185 106H187V107H189V108H187V107H185ZM209 106V107H208ZM114 107V108H115ZM191 107V108H190ZM198 107V108H197ZM251 107V108H250ZM45 108H48V107H45ZM73 108V109H72ZM138 108H140V109H142L141 108V106H138ZM216 108V109H215ZM247 108V109H246ZM196 109V110H195ZM202 109L204 110L203 112H202ZM208 109V110H207ZM209 109H211L212 111H214V112H212L211 110H209ZM241 109V110H240ZM249 109V110H248ZM51 110H54L53 108L51 109ZM75 110H76V108H75ZM92 110V109H91ZM220 110V111H219ZM12 111V112H11ZM194 111V112H193ZM196 111V112H195ZM209 111H210V113H209ZM240 111V112H239ZM10 112H11V114H10ZM35 112H36V114H35ZM131 112H135V111H131ZM146 113H147V111H145ZM193 112V113H192ZM200 112H202V113H200ZM207 112V114H205ZM217 112V113H216ZM220 112H222V113H220ZM239 113V116H236V115H238L237 113ZM15 115H14V114ZM17 113H19V114H17ZM40 113V112H39ZM183 113V114H182ZM188 113H190V115L188 114ZM192 113V114H191ZM211 113H213V115L211 114ZM240 113H241V115H240ZM22 114V115H21ZM180 114H181V117H180ZM195 114V115H194ZM211 115V117H210V115ZM217 114V116H218V118L220 119V121L221 122H223L224 121V123L223 124H216V120H215V118H217V116L215 117V115ZM25 115V116H24ZM185 115V116H184ZM192 115H194V117H191ZM209 115V116H208ZM221 115V116H220ZM21 116V117H20ZM23 116V117H22ZM30 118H29V117ZM172 116V117H171ZM197 116V117H196ZM203 116V117H202ZM204 116H206V117H204ZM220 116V117H219ZM223 116V117H222ZM242 116V117H241ZM16 117H18V119L16 118ZM178 117V118H177ZM191 117V118H190ZM197 119H196V118ZM238 117V118H237ZM189 118V119H188ZM192 118H193V120H192ZM195 118V119H194ZM204 118V119H203ZM212 118V119H211ZM217 118V119H218ZM233 118H231V119H233ZM28 119V120H27ZM32 119V120H31ZM200 119H202V120H200ZM262 120V121H259V120ZM189 120V121H188ZM196 120V121H195ZM199 120V121H198ZM204 120V121H203ZM209 120L211 121V123H213V124H211V123H209ZM214 120V122H212ZM242 120V121H241ZM32 121V122H31ZM67 121V120H66ZM191 121H192V123H191ZM238 121V122H237ZM6 122L7 121H5L4 123H5V125H6ZM38 122V123H37ZM201 122H203V123H200ZM207 123V125H209V126H207V125H205L206 123ZM262 124H261V123ZM3 123V124H4ZM28 124V127H30L29 129H30V131H28V132H26V131H24L23 133L22 132H20L19 130H18V127L19 126H21V125H23V124ZM40 123H43V125L42 124H40ZM91 123V122H90ZM138 123H139V120H138V122L137 121H135V122H130L129 123V126H130V128L132 129V126H133V129L132 130H134V129H136V128H138V127H140V125L138 126ZM184 123H185V125H184ZM187 123V124H186ZM199 123V124H198ZM234 123H235V125H234ZM9 124V123H8ZM182 124V125H181ZM190 124V125H189ZM210 124H211V129H210ZM239 124V125H238ZM261 124V125H260ZM5 125H4V127H5ZM10 125V124H9ZM37 126V127H35V126ZM195 125V126H194ZM200 125V126H199ZM207 126L206 128H205V126ZM218 125H219V127H221V128H218ZM11 126H12V124H11ZM17 126V127H16ZM44 126V127H43ZM186 126V127H185ZM191 126V127H190ZM194 126V127H193ZM203 126V127H202ZM215 126L218 128V129H214L215 128ZM223 126V127H222ZM225 126L227 127L226 129H225ZM232 126V127H231ZM231 127V128H230ZM234 127V128H233ZM32 128V129H31ZM43 130H42V129ZM90 127H86V129H85V132H84V134H88V132H87V129H89ZM185 128V129H184ZM204 128V129H203ZM224 128V129H223ZM194 129V130H193ZM230 129V130H229ZM205 130V131H204ZM208 130V131H207ZM223 130V131H222ZM230 132H229V131ZM263 130V131H262ZM47 131H49V129H47ZM116 131H118V129H116L115 130V132ZM135 131V130H134ZM190 131V132H189ZM204 131V132H203ZM123 132V134L121 133L120 135H122L121 136V138H123V137H126L127 135H129V132L128 131H122ZM126 132H127V134H126ZM195 132H197V133H200V134H197V133H195ZM208 132V133H207ZM220 132V133H219ZM225 132H226V134H225ZM229 132V133H228ZM247 132L249 133L248 135H247ZM27 133V134H26ZM195 133V134H194ZM203 133V134H202ZM217 133V134H216ZM224 135H223V134ZM255 133V134H254ZM259 133H261L262 134V136H261V134L259 135ZM116 134H118V133H116ZM126 135V136H123V135ZM205 134V135H204ZM219 134H221V135H219ZM239 134V135H238ZM256 134H258V135H256ZM58 136L60 135V136H63V135H61V134H57ZM119 135V136H120ZM133 135H135V134H131V136H133ZM241 135V136H240ZM255 135V136H254ZM57 136V137H58ZM94 136V135H93ZM115 136V135H114ZM117 136V135H116ZM221 136V137H220ZM223 136H225L224 138H223ZM247 136H251V137H253L252 139H254V141L255 142H258L257 143V146H256V144L254 143V141L252 142V140H247ZM259 136H260V138H259ZM95 138H97L96 136H94ZM172 137V138H171ZM227 137H229V139L227 138ZM184 138V139H183ZM188 138V139H187ZM204 138V139H203ZM227 138V139H226ZM246 138V139H245ZM257 138V139H256ZM261 138H263V139H261ZM55 139V138H54ZM53 139V140H54ZM233 139H235V140H233ZM238 139V140H237ZM240 139V140H239ZM256 139V140H255ZM179 142H178V141ZM184 140H185V142H191L190 144H193L194 143V145H196V143H197V145L196 146H194V147H196L197 149H199V146H200V149H204V150H206V149H208L207 150V152L204 154V156H200V157H198V156H194V158H192V157H190V160H189V156L187 155V154H185V153H187L186 152V148H188V144L186 145L185 144V142H184ZM223 140V141H222ZM237 140V141H236ZM259 140V141H258ZM34 141V142H33ZM177 141V142H176ZM212 141V142H211ZM229 141V142H228ZM233 141V142H232ZM45 142V143H44ZM61 142L62 143H64L65 141L63 140V139H61ZM117 142H119V141H117ZM237 142V143H236ZM233 143H234V145H233ZM40 144V145H39ZM148 144V143H147ZM146 144V145H147ZM199 144V145H198ZM209 144V145H208ZM241 144H242V146H241ZM252 144V145H251ZM258 144H260V146L258 145ZM37 145V146H36ZM237 145V146H236ZM84 146V145H83ZM206 146V149L204 148ZM209 146V147H208ZM245 146V147H244ZM250 146V147H249ZM233 147H234V149H233ZM237 147V148H236ZM242 148V152H247L248 154L249 153H251V155L250 156H248L247 154H245L244 155V157H242L241 156V154H240V152H241V148ZM247 147H249V149L247 148ZM259 147V148H258ZM51 148L53 149V150H51ZM88 148H91V149H89L88 150ZM263 148V149H262ZM212 149V150H211ZM244 149V150H243ZM248 149V150H247ZM17 150V151H16ZM174 150V151H173ZM211 150V151H210ZM214 150V151H213ZM238 150V151H237ZM260 150L261 151H263V152H260ZM210 151V152H209ZM258 151V152H257ZM211 153V154H210ZM260 153V154H259ZM219 154V155H218ZM240 156H239V155ZM254 155H255V157H254ZM256 155H258V159L256 158ZM39 156H46V158H47V160H49V164L47 165V166H45V167H40V166H38L39 168H33V170H27L26 168H27V166L30 164L31 165V163L33 164H36V163H38V161H37V159L39 158ZM247 156V157H246ZM16 157V158H15ZM196 157V158H195ZM203 157V158H202ZM206 157V158H205ZM235 157H238V158H236V159H238L237 161L235 160ZM253 157H254V159H253ZM53 158V159H52ZM187 158V159H186ZM202 158V161L200 160ZM205 158V159H204ZM239 158H241V159H239ZM194 161H192V160ZM195 159V160H194ZM234 159V160H233ZM246 159V162L244 161L243 162V160H245ZM249 159H251V160H249ZM263 159V160H262ZM181 160V161H180ZM188 160V161H187ZM197 160H199L198 162H196ZM207 160V161H206ZM248 160V161H247ZM253 160H255V161H253ZM262 160V161H261ZM234 161V162H233ZM239 161V162H238ZM253 161V162H252ZM259 161V163H260V165H258V163L257 162ZM184 163L183 165L181 164V163ZM189 162V165H187V163ZM247 162H249V163H247ZM251 162V163H250ZM177 163V164H176ZM191 163V164H190ZM194 163H196V164H194ZM199 163V164H198ZM205 164L204 166H203V164ZM206 163H207V165H206ZM239 163V165H236V164H238ZM242 163V164H241ZM246 163V164H245ZM51 164V165H50ZM181 164V165H180ZM229 164V165H228ZM244 164V166L246 165V167L248 166V164H249V166H248V168L246 169V167H244V166H241V165H243ZM250 164H252V166L250 165ZM263 164V165H262ZM16 165V166H15ZM190 165H192L191 167H190ZM198 165V167H194V166H197ZM255 165H257L256 166V168H255ZM180 166V167H179ZM187 166V168H185ZM189 166V167H188ZM199 166H200V168H199ZM235 166V167H234ZM262 168H261V167ZM14 167V168H13ZM49 167V168H48ZM51 167H53V168H51ZM183 169H182V168ZM202 167V168H201ZM204 167V168H203ZM238 167V168H237ZM240 167H242V168H240ZM253 167V169H251L250 170V168H252ZM12 168V169H11ZM190 168H191V170H190ZM205 168H206V170H205ZM224 168V169H223ZM236 168H237V170H236ZM254 168H255V171H254ZM186 169V170H185ZM197 169V170H196ZM223 169V170H222ZM235 169V170H234ZM241 169V170H240ZM260 169V170H259ZM262 169V170H261ZM188 170V171H187ZM200 170H202V171H200ZM229 171L228 173L226 172V171ZM246 170H248V173L246 172ZM177 171V172H176ZM190 171V172H189ZM198 171H200V172H198ZM209 171V172H208ZM222 171H223V173H222ZM237 171H239V172H237ZM242 171H244L243 173H242ZM186 174H185V173ZM187 172H189L188 174H187ZM259 172V173H258ZM177 173V174H176ZM181 173H183L182 175H181ZM227 173V174H226ZM236 173V174H235ZM242 173V174H241ZM246 173L248 174V175H246ZM256 173H258V174H256ZM189 174H190V177H189ZM206 174V175H205ZM222 174V175H221ZM254 174H256V176L254 175ZM187 175V176H186ZM225 175V176H224ZM227 175H228V177H227ZM232 175V177H230ZM243 175V176H242ZM258 175H259V178H258ZM260 175H262V176H260ZM183 176V177H182ZM186 178H185V177ZM222 176H224V177H222ZM241 176H242V178H241ZM246 176V177H245ZM248 176H251V177H248ZM81 177V178H80ZM189 178V180L187 181V179ZM208 177V178H207ZM221 179H220V178ZM226 177V178H225ZM233 177L234 178H236L237 180H239V178H240V182L242 183V182H245V183H242V184H240V182L239 181H237L236 183H234L235 181H236V179H233ZM245 177V178H244ZM263 177V178H262ZM183 178V179H182ZM185 178V179H184ZM191 178V179H190ZM227 179V180H229V181H231L230 182V185H229V181H227V180H225V179ZM229 178V179H228ZM260 178H262V179H260ZM12 179L14 180V178L12 177ZM216 179V180H215ZM222 179H224V180H222ZM241 179H243V181L241 180ZM249 179H253V180H249ZM256 179V180H255ZM185 180V181H184ZM214 180V181H213ZM217 180H219V181H217ZM249 181V182H246V181ZM19 181V182H20ZM221 181V182H220ZM225 181H227V182H225ZM252 181V182H251ZM255 181V182H254ZM256 181H257V183H260V185H258V184H255L256 183ZM15 182V181H14ZM13 182V183H14ZM15 182V183H16ZM220 184H219V183ZM25 183V184H24ZM223 183H225V184H223ZM228 185H227V184ZM238 183V184H237ZM30 184V185H29ZM95 184V185H94ZM190 184V185H189ZM212 186H211V185ZM233 184V185H232ZM249 184V185H248ZM255 184V185H254ZM40 185V186H39ZM189 185V186H188ZM214 185H216V187L217 188H215L214 189ZM223 185V186H222ZM227 185V186H226ZM246 185V186H245ZM251 185V186H250ZM241 186V188H239ZM245 186V187H244ZM258 186H262L263 188H260V187H258ZM47 187V188H46ZM142 187V188H141ZM153 187V188H152ZM211 187H212V189H211ZM232 187V188H231ZM253 187V188H252ZM4 188H6V187H4ZM3 188V189H4ZM157 188H159V189H157ZM163 188H165V189H163ZM196 188V189H195ZM230 188V189H229ZM245 188V189H244ZM247 188V189H246ZM250 188V189H249ZM252 188V189H251ZM162 189V190H161ZM220 189H222V190H220ZM232 189V190H231ZM234 189H236V190H234ZM241 189V190H240ZM262 190V192L260 191H256V190ZM2 190V189H1ZM167 190V191H166ZM212 190H215V191H212ZM216 190H217V192L218 191H220V193H217L216 192ZM232 191V193L230 192V191ZM237 190H240V191H237ZM246 190V191H245ZM255 190V191H254ZM166 191V192H165ZM225 191V192H224ZM235 191H237V194L239 195H237L236 193H235ZM250 191H252L253 193L252 194H250L251 192ZM223 192V194H221ZM229 192V194H228V196H227V194H225V193H228ZM248 192V193H247ZM261 193V194H258V193ZM27 193V192H26ZM182 195H181V194ZM193 193V194H192ZM256 193H257V195H256ZM263 193V194H262ZM174 194V195H173ZM177 194V195H176ZM186 194H187V197L188 198H190V199H188V198H186ZM188 194H189V196H188ZM216 194H218V195H216ZM232 194V195H231ZM211 195V196H210ZM213 195L217 198V197H219V200H218V198L217 199H215V197L213 198L214 200H212L211 198L213 197ZM223 195V196H222ZM227 197V199H226V197ZM255 196V198H254V196ZM182 196H185L184 198H186V199H184V198H182V199H184V202H182L181 200V197ZM192 196V197H191ZM232 196L234 197V200L232 199ZM249 196V197H248ZM225 197V198H224ZM229 197H231V199L229 198ZM236 197V198H235ZM207 198H209V199H211V200H207ZM222 198H224L225 200H227V201H223L224 199H222ZM181 199V200H180ZM188 199V200H187ZM220 199H222V201L223 202H225V203H223ZM228 199H229V201H231V200H233V202H232V204L234 203V206L235 205H237V206H233L232 204H228L227 202H229L228 201ZM236 199V200H235ZM254 199V200H253ZM256 199V200H255ZM179 200H180V202H179ZM44 201V202H43ZM187 201V202H186ZM192 203H191V202ZM219 201H221V203L219 202ZM235 201V202H234ZM236 201H237V203H236ZM238 201H239V203H238ZM42 202V203H41ZM195 202H196V206H195ZM210 202H213V204L212 203H210ZM215 202L217 203L218 202V207H217V204H215ZM242 202V203H241ZM249 202V203H248ZM252 202H253V204H254V206L256 207V209H255V207L253 206V204H252ZM40 203V204H39ZM45 203V204H44ZM220 203V204H219ZM222 203L224 204V205H222ZM227 203V204H226ZM236 203V204H235ZM241 203V204H240ZM244 203H245V205H244ZM248 203V204H247ZM257 203V204H256ZM259 203V204H258ZM191 204V205H190ZM215 204V205H214ZM225 204L227 205V207L225 206ZM243 204V205H242ZM161 204H159V207H158V204L156 205V207H153V209L156 211V209H159V210H157L156 212H159L160 211V206ZM190 205V206H189ZM207 207H206V206ZM220 205H221V207L222 208H225V209H222L221 207H220ZM229 205L231 206V207H229ZM238 205H240V206H238ZM241 205L244 207H246L247 209H248V212L249 213H247L248 214V216H246L247 214H245L244 215V213H246L247 211V209H243V207H241ZM251 205V207H249ZM260 205H261V207H260ZM193 206V207H192ZM189 207V208H188ZM196 207V208H195ZM203 207V208H202ZM204 207H205V209H204ZM229 207V208H228ZM234 207V209H232ZM244 207V208H245ZM254 209H253V208ZM186 208H188V209H190V208H192L193 210H185ZM202 208V209H201ZM217 208H221L220 210V212L218 211L219 209H217ZM226 208H227V211H226ZM231 208V209H230ZM238 210H237V209ZM240 208V209H239ZM251 208V209H250ZM262 209L261 211L259 210L258 211V209ZM196 209L197 210H199L200 209V211H196ZM203 209H204V212H203ZM207 209V210H206ZM228 209H230V210H228ZM236 209V210H235ZM243 211H242V210ZM233 210V211H232ZM240 210H241V212H240ZM250 210V211H249ZM257 210V211H256ZM181 211H183L182 213H181ZM184 211H185V214H184ZM188 213H187V212ZM206 211H208V212H206ZM224 212V214H225V212H232L230 215H231V218H232V220H231V218L230 217H226L229 213H226L225 215L226 216H224V214H223V212ZM246 211V212H245ZM252 211H253V213H252ZM256 213H255V212ZM161 212V211H160ZM197 214H195V213ZM203 212V213H202ZM205 212H206V214H205ZM234 212H236L237 214H238V212H240L239 214H241V213H243V216H241L240 217V215L238 216L236 213H234ZM257 212H258V214H257ZM262 212H263V214H262ZM194 213V215H192ZM201 215H199V214ZM257 214V216L255 215V214ZM183 214V215H182ZM217 214H221L220 216H222L221 217V219L220 220H218L219 218H218V216L219 215H217ZM223 214V215H222ZM235 214H236V216H238V217H236L235 216ZM252 215V216H250V215ZM182 215V216H181ZM185 215V216H184ZM188 216V218H186L187 216ZM196 215V216H195ZM203 215H207V216H209V217H206L205 218V216H203ZM230 215H228V216H230ZM235 216V218L233 219V217ZM242 215V214H241ZM259 215V216H258ZM192 216H194L195 218V220H193V217ZM202 216L207 220V221H205V220H203L202 219ZM224 216V217H223ZM233 216V217H232ZM250 217V218H246V217ZM177 217V218H176ZM179 217V218H178ZM181 217H182V221H181ZM191 217V218H190ZM211 217V218H210ZM215 219V221H214V219ZM217 217V218H216ZM244 217V218H243ZM256 217H258L256 220H254ZM187 220H186V219ZM202 219V221H201V219ZM225 218V219H224ZM230 218V219H229ZM241 218H242V221H241ZM197 219H199V220H197ZM210 219H213V220H210ZM228 219V220H227ZM238 219V220H237ZM244 219H246L245 221H246V223H245V221H244ZM250 219V220H249ZM253 219V220H252ZM260 219V220H259ZM261 219H262V221H261ZM186 220V221H185ZM227 222H225V221ZM229 220H231V222L232 221H234V223H236V224H234L233 222L232 223H228V221ZM261 221V223H259V221ZM170 223H169V225L167 226V227H164V228H166V229H168V230H171V228L169 227V226H172V220L170 221V219L168 220ZM199 221V222H198ZM219 221V222H218ZM224 221V222H223ZM254 221H256V222H254ZM258 221V222H257ZM179 222V223H178ZM181 222H183L182 224H181ZM187 222V223H186ZM209 222V223H208ZM210 222H212V224L210 223ZM214 222H218V224H216V223H214ZM238 222L240 223V222H242V223H244V226H243V224L241 223L240 225L238 224ZM250 224V227H247V225L249 226V224ZM250 222H252V223H250ZM254 222V223H253ZM197 223H198V226H197ZM213 223H214V225H213ZM223 224V225H221V224ZM201 224H205V225H203L204 227H205V229H204V227L201 225ZM208 226H207V225ZM231 226H230V225ZM232 224H233V227H232ZM256 224H257V226H256ZM183 225V226H182ZM186 225V226H185ZM212 225V226H211ZM216 225V226H215ZM222 227L219 231H220V234H219V231L217 230V228L219 229L220 227ZM246 225V226H245ZM255 227H254V226ZM260 225V226H259ZM185 226V227H184ZM200 226V227H199ZM206 226H207V228H208V230H210L211 228H213L211 231H206ZM211 226V227H210ZM214 226V227H213ZM218 226V227H217ZM238 226V227H237ZM243 227V229L241 228V227ZM261 227V228H258V230H257V228L256 227ZM173 227H175V226H173ZM217 227V228H216ZM234 227H235V229H234ZM246 227V228H245ZM253 229H252V228ZM210 228V229H209ZM224 228H225V231H224ZM228 228V229H227ZM238 228H239V230H238ZM241 228V229H240ZM244 228L246 229V231L244 230ZM248 228V229H247ZM251 228V230H249ZM256 228V229H255ZM165 229V230H166ZM227 229V230H226ZM234 229V230H233ZM257 230V232L255 231V230ZM261 229V230H260ZM216 230H217V232H216ZM222 230V231H221ZM233 230V231H232ZM238 232H237V231ZM249 230V231H248ZM200 231V232H199ZM205 232V233H203L202 234V232ZM212 231H214V233L212 232ZM236 231V232H235ZM242 231H243V233H242ZM244 231L246 232V233H244ZM254 231V232H253ZM262 233H261V232ZM216 232V233H215ZM231 232H232V234H231ZM252 234H251V233ZM258 234V235H260V237L262 238V236H263V238L261 239V240H263V241H261L260 240V243H259V245L254 241V239H253V237H254V235L256 234V233ZM260 232V233H259ZM200 233H201V235H200ZM209 233V234H208ZM234 233H236V235L234 234ZM240 233V234H239ZM249 233V234H248ZM255 233V234H254ZM217 234V235H216ZM256 234V235H257ZM263 234V235H262ZM214 236V237H212V236ZM221 235V236H220ZM240 236V238L238 237V236ZM262 235V236H261ZM207 236V237H206ZM209 236V237H208ZM219 236V237H218ZM241 236L243 237L244 236V238H241ZM247 236H249V237H247ZM206 239H205V238ZM222 237H223V240H222ZM248 239H247V238ZM214 238V239H213ZM221 240H220V239ZM234 238V239H233ZM237 238L239 239L238 241H237ZM247 239V240H244V242H246V243H244L243 242V239ZM0 239H1V235H0ZM211 239H213V240H211ZM215 239H216V241H218V242H216L215 241ZM218 239V240H217ZM176 240H180L179 242V244H178V242L176 241ZM182 240H185L186 242H184L183 241V243H184V245H183V243H182ZM236 240V241H235ZM251 240H253V242H251ZM176 242V243H175ZM240 244H239V243ZM182 243V245H181V247H184L185 245H187V246H185L184 248L185 249H187V250H190L191 252H193L194 253V258L192 257V259L189 261L188 260V258H183L182 260H181V258H180V256L178 255V248H180V244ZM186 243H188V244H186ZM229 243H231V244H229ZM250 243H252L251 245H253L252 246V248H251V246H250ZM163 244V245H162ZM178 246H177V245ZM193 244H194V246H193ZM217 244V245H216ZM220 244V246H218ZM221 244H223V245H221ZM245 244V245H244ZM254 244H256L257 245V247H256V245H254ZM170 245V246H169ZM176 246V248H175V246ZM196 245V246H195ZM241 247H239V246ZM171 246H173V249H172V247ZM222 246H223V248H224V250H223V248H222ZM230 246V247H229ZM248 246V247H247ZM250 246V247H249ZM178 247V248H177ZM197 249H196V248ZM228 247V248H227ZM253 247H255V248H253ZM175 248V249H174ZM258 249L259 251H257V250H255V249ZM262 248V249H261ZM170 249L172 250V251H170ZM229 249H231V252H230V250ZM234 249L236 250V251H234ZM261 249V250H260ZM175 250V251H174ZM197 250H198V252H197ZM222 250V251H221ZM227 250H228V252H227ZM240 250H241V253H240ZM251 250V251H250ZM252 250H255L254 252H252ZM263 250V251H262ZM221 251V252H220ZM234 251V252H233ZM171 252V253H170ZM172 252H174V253H172ZM223 252H224V254H223ZM226 252L228 253V255L226 254ZM234 254H233V253ZM236 252V253H235ZM257 252H259V253H257ZM261 252H263V253H261ZM164 253V254H163ZM176 253V254H175ZM204 253H206V254H204ZM238 253V254H237ZM171 254H173V256L171 255ZM222 255V256H220V255ZM241 254V255H240ZM170 255L172 256V257H174V258H172V257H170ZM177 257H176V256ZM226 255V256H225ZM236 255V256H235ZM262 255V256H261ZM48 256V257H47ZM160 256V257H161ZM57 257L59 258V256L56 254V257H55V254H49V255H46V260H48V261H50V262H52V263H59L60 261H58V260H62V262H63V259H57ZM206 257V258H205ZM211 257V258H210ZM222 257H224V260H223V258ZM227 257V258H226ZM52 258V259H51ZM55 258V259H54ZM105 258V257H104ZM172 258V259H171ZM205 260H204V259ZM213 258V259H212ZM222 258V259H221ZM226 258V259H225ZM238 258V259H237ZM241 258V259H240ZM244 258H246V259H244ZM106 259V258H105ZM175 259V260H174ZM179 259V260H178ZM190 259V258H189ZM249 259V260H248ZM53 260V261H52ZM54 260H56V261H54ZM172 260V261H171ZM188 260V261H187ZM208 260H213V261H208ZM221 260H223V261H221ZM240 262H239V261ZM245 260H248V261H246L245 262ZM250 260H251V263H250ZM259 260V261H258ZM103 261H105L106 262V260H102V262L101 261H99L98 263H100L101 262V264L103 263ZM174 261V262H173ZM175 261H176V263H175ZM182 261H184V262H182ZM205 261H206V263H205ZM226 261V262H225ZM104 262V263H105ZM179 262V263H178ZM191 262V263H190ZM209 262H211V263H209ZM213 262V263H212ZM217 262V263H216ZM61 263V262H60ZM59 263V264H60ZM103 263V264H104ZM168 263V264H169ZM106 264V263H105ZM132 264H136L135 262L134 263H132ZM166 264H167V261H166Z\"/></svg>", "mask_w": 264, "mask_h": 264}, {"label": "built area", "instance_id": "3", "mask_svg": "<svg viewBox=\"0 0 264 264\" xmlns=\"http://www.w3.org/2000/svg\"><path fill=\"white\" fill-rule=\"evenodd\" d=\"M121 80H122V82H120V83H122V84L125 83L124 79H121ZM166 89H168V88H166ZM115 91H116V93L118 95H121V94L123 95L124 92H126V93L130 92L129 90L125 91L124 87L121 86V84H120V86L118 88L115 89ZM161 95H162L163 99H164V97L167 99V101H164L165 99L164 100L162 99L164 101L165 105H169L170 106L172 101H173V99H174V97L172 95L166 93V90H165V92L161 91ZM136 98H137V96L135 95L134 100ZM134 100L132 101L133 103H135ZM136 104L138 106L142 107L141 110L147 111V113L145 115H142V117L139 119V123L138 124H140V127H138L137 130L128 131V129L125 128V125L122 124L119 127L118 131L115 132V134H113L111 136L103 137V135H99L97 138H95L91 133H89L90 136H84L85 139L81 141L82 144H81V146L79 145V147L81 148V147H83V145H85V146H87V145L91 146L92 145L93 149H96V150H98L100 152H108V153H110V152H116V151H120V152L125 151L126 153H128L131 150L140 149V147L143 146V143H148L147 146L143 148L145 150L154 149V146H153L154 144L161 145V146H166V143L164 144L162 140L158 139L159 138L158 137V133H159L158 130L165 126L166 121L163 120V121L160 122L158 130H156L157 140L156 141L153 140L151 128L152 127L154 128V126L152 125L151 122H149L150 121L149 120V114H148L149 112H148V110L145 107L146 104H142V103H138V102ZM120 106H122V105H120ZM122 107H124V105ZM0 118H2V119L6 118L8 120L10 118V115L8 113H5V112L0 110ZM47 129H49V131H46V132L48 133V136L50 138L54 139L55 137L58 136L56 134L57 130L54 129L53 127L52 128H48L47 127ZM124 130L128 131L129 135L126 136V137L121 138V136H119V135ZM116 133H118V134H116ZM131 134H135V135L131 136ZM116 135H118V136H116ZM58 137H60V136H58ZM131 140H134L133 144H131V142H130ZM117 141H119V142H117ZM120 145H122V146H120ZM0 161H1V158H0ZM7 170L8 169L6 168L5 171H3V170L0 171V175L4 174V173H7Z\"/></svg>", "mask_w": 264, "mask_h": 264}]
</instances>
